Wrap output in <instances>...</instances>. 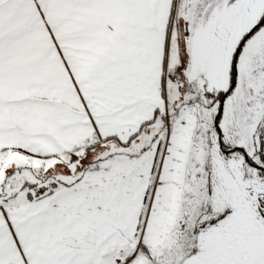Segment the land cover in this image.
<instances>
[{
  "label": "snow or ice",
  "instance_id": "6c2138e0",
  "mask_svg": "<svg viewBox=\"0 0 264 264\" xmlns=\"http://www.w3.org/2000/svg\"><path fill=\"white\" fill-rule=\"evenodd\" d=\"M0 264H264V0H0Z\"/></svg>",
  "mask_w": 264,
  "mask_h": 264
}]
</instances>
